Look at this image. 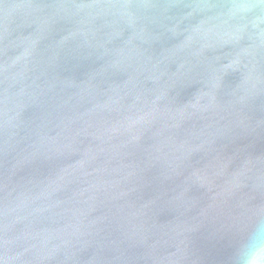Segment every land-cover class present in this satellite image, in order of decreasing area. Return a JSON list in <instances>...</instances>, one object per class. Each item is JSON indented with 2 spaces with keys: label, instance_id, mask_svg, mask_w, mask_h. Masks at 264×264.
<instances>
[{
  "label": "water",
  "instance_id": "1",
  "mask_svg": "<svg viewBox=\"0 0 264 264\" xmlns=\"http://www.w3.org/2000/svg\"><path fill=\"white\" fill-rule=\"evenodd\" d=\"M233 2L0 0V264H234L264 214V22Z\"/></svg>",
  "mask_w": 264,
  "mask_h": 264
},
{
  "label": "clouds",
  "instance_id": "2",
  "mask_svg": "<svg viewBox=\"0 0 264 264\" xmlns=\"http://www.w3.org/2000/svg\"><path fill=\"white\" fill-rule=\"evenodd\" d=\"M122 7L129 8L132 6L123 5ZM205 7L214 6L205 5ZM224 7L226 11L223 12V15L234 22L231 27L237 32H242L248 28L249 25L245 21L257 11L262 15L256 16L252 27L258 28V25L264 22V0H234L233 3ZM261 35H264V32ZM4 264L7 262L5 261ZM234 264H264V214L258 215L252 226L240 238L234 256Z\"/></svg>",
  "mask_w": 264,
  "mask_h": 264
}]
</instances>
